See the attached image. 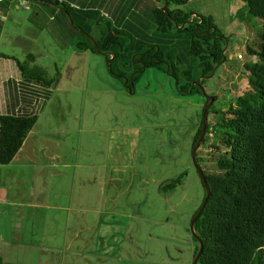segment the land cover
<instances>
[{"label": "crops", "instance_id": "0c3cea01", "mask_svg": "<svg viewBox=\"0 0 264 264\" xmlns=\"http://www.w3.org/2000/svg\"><path fill=\"white\" fill-rule=\"evenodd\" d=\"M137 1L118 0L112 15L117 30L122 32L123 20L131 21ZM15 4L19 6L0 0V38L12 26L9 20L19 16L10 15ZM71 7L75 9L73 3ZM160 7L157 3L151 8L152 17ZM40 16L34 12L27 19L38 27L35 19ZM49 25L60 35L84 41L73 29ZM154 27L157 31L155 23ZM136 30V36L143 35L139 27ZM27 39L35 42L36 36L31 32ZM69 45L47 56L56 69L49 80L44 79L46 64L32 54L34 47L22 45L20 54L22 48L4 51L0 46V114L37 117L14 160L0 166V255L12 264H87L103 258L134 264L139 251L146 252L137 241L145 233L144 214L150 213L147 183L154 179L136 162L133 147L123 155L121 128L95 130L84 120L86 111H54L60 94L67 97L75 89L86 95L88 61L100 54ZM59 64L72 73L69 82ZM65 100L60 101L62 110ZM133 129L126 133L128 146L135 143ZM162 184L164 179L156 180L157 191Z\"/></svg>", "mask_w": 264, "mask_h": 264}, {"label": "rangeland", "instance_id": "374dc122", "mask_svg": "<svg viewBox=\"0 0 264 264\" xmlns=\"http://www.w3.org/2000/svg\"><path fill=\"white\" fill-rule=\"evenodd\" d=\"M29 2L28 10L16 4L10 6V15L18 13L19 16L14 17L12 21L9 20V25L12 26L0 38V46L4 51H18L22 48L20 54L24 53L22 45L34 47L35 51L32 54L42 58L46 64L44 79L49 80L54 78L56 69L47 56L53 52L59 54V47L64 44L76 46L84 41L60 35L53 30L49 24H54L56 28L73 29L75 35L81 36L79 34L81 31L68 21L63 12L53 7L50 4L52 2L48 4H43L39 0ZM61 2L67 6L74 4L73 13H78L82 21H79L75 14L72 19L87 30L89 36L81 33L82 39L87 42L92 43L91 39L100 40L102 32H107L108 25L112 30L117 29L112 15L118 0ZM157 3L155 0H138L131 21L123 20L121 23L125 44L132 48L128 54L132 56L127 63L129 66L142 67L144 71L139 84L133 86V93L125 91L129 88L126 86V78L119 77L121 81L112 75L107 57L98 54L92 56L97 58H90L88 61L89 91H86V95H79L78 91L72 89L67 97L66 94H60L61 99H66L67 106L64 110L61 108L60 98L52 107L54 111H86L84 120L95 130L112 126L121 128L119 135L122 150L125 152L123 155L125 156L133 147L136 162L147 169L145 171L147 176L153 177L154 183H147L150 187V196L147 197L150 213L146 211L144 214L145 236L142 235L140 241H137L138 248L146 247V252L139 251V257L137 256L132 263L192 264L196 243L190 227L195 212L203 203L204 189L191 153L193 139L203 117L205 96L201 90L200 94L174 92L177 82L170 76L165 66L171 61L180 63L177 65L180 68L194 64L191 60L193 57L189 55L190 37L185 33L179 34L176 29L170 34H161L155 30L151 8ZM181 9L185 13H194L195 16L212 18L226 38V62L220 64L215 75L202 84L207 94L217 97L216 106L224 107L230 99L243 93L248 77L245 64L251 62L246 51L248 46H253L257 41L261 21L248 13L242 0H188ZM34 12L41 14L39 20L35 19L39 22L38 27L32 26L27 19V15ZM44 13L47 17L43 16ZM138 27L143 35L136 36ZM31 32L35 34L37 41L27 39ZM152 47L163 53L166 65L163 64L162 70L153 68L144 70V66L138 62L130 64V60H141L142 55L139 54L151 51ZM238 54L243 55L242 61L237 59ZM58 70L64 74L65 82H69L72 73H65V68L61 64ZM180 81L182 85L185 84L182 79ZM112 89H116L117 93L112 92ZM134 127L135 143L128 146L126 133L130 131L132 134ZM105 133L108 135L107 131ZM183 174L186 175L183 183L175 190L164 193L157 191L155 187L157 179L162 178L166 183ZM118 262L103 258L87 264H125L122 261Z\"/></svg>", "mask_w": 264, "mask_h": 264}, {"label": "trees", "instance_id": "16d2710c", "mask_svg": "<svg viewBox=\"0 0 264 264\" xmlns=\"http://www.w3.org/2000/svg\"><path fill=\"white\" fill-rule=\"evenodd\" d=\"M39 1L60 5L74 17L73 7L64 2ZM155 1L161 4L153 12L157 32L170 34L176 29L179 34L189 35V55L193 57L191 60L194 64L180 68L177 66L180 63L171 61L167 66L163 53L154 50V47L151 51L141 52V60H130V64L141 63L146 70H162L165 64L180 89L190 94H200V88L193 83L201 79L204 85L214 69L226 62V38L212 18L185 13L181 8L188 0ZM242 2L248 13L261 21V31L253 46L247 47L251 62L245 64L248 77L243 93L230 99L224 107L216 106V102L213 104L209 111L207 133L197 153L199 165L211 190L205 210L195 225L204 247L198 264H264V0ZM166 3L167 6L162 10ZM74 24L87 32L82 26ZM108 26L100 40H94L101 52L115 55L110 63V72L115 77L127 78V86L131 79L138 83L143 74L142 67L128 65L132 56L128 54L132 48L126 46L121 31ZM75 47L79 51L98 53L90 41L84 40V43ZM181 79L185 84H181ZM44 82L46 85L52 84ZM206 104L207 101L203 111ZM36 121L37 117L29 114H0V166L14 160ZM202 127L203 117L193 139L192 150ZM185 176L183 174L162 184L160 193L175 190L183 183ZM202 186L204 201L206 190L203 183ZM193 240L196 243L194 260L199 244L194 237ZM0 264L12 263L5 262L0 255Z\"/></svg>", "mask_w": 264, "mask_h": 264}, {"label": "water", "instance_id": "95a60500", "mask_svg": "<svg viewBox=\"0 0 264 264\" xmlns=\"http://www.w3.org/2000/svg\"><path fill=\"white\" fill-rule=\"evenodd\" d=\"M50 4H51L53 7H55L56 9L60 10L61 12H63V13L67 16L68 21H70L71 24L75 25V24H74V21H73V19H72V16L68 13V11H67L65 8H63V7L60 6V5L54 4V3H50ZM166 6H167V3H166V5L162 8V10H164V8H165ZM75 27H76V26H75ZM76 28H77V27H76ZM77 29H79V28H77ZM79 30L81 31V33H84V34H86L87 36H89L84 30H81V29H79ZM214 31H215V30H214ZM91 41H92V44H93L94 48L98 51V53H100V54H104L105 56H112V59L109 60V66H110V63H111V61L114 59L115 55L112 54V53H104V52H101V51L99 50V48H98V46H97L95 40H94V39H91ZM217 67H218V66H217ZM217 67L214 69V71L212 72V74H211V76H210L209 78H212V77L215 75L216 70H217ZM143 68H144V70H146L145 67H143ZM110 69H111V68H110ZM142 71H143V70H142ZM143 72H144V71H143ZM123 79H124V78H123ZM125 81H126V86H127V82H128L127 78L125 79ZM131 81H132V79H131ZM176 82H177V80H176ZM193 85H197V87H199L200 90L202 91V93H203V95L205 96V98L209 99V102H208V104L205 106L204 111H203V127H202V130H201V134H200V137H199V139L197 140V142H196V144H195V146H194V148H193V150H192V161H193L194 167H195V169H196V171H197V173H198V175H199V177H200V179H201V181H202V183H203V185H204V187H205V190H206V197H205V199H204V201H203V203H202L200 209L198 210V212H197V213L195 214V216L193 217V220H192V222H191V227H190L194 239H195V240L198 242V244H199V250H198V252H197V254H196V256H195V258H194L192 264H198L199 261H200V258H201V256H202L203 248H204V247H203L202 239L200 238V236H199V235L197 234V232L195 231V225H196V223H197V220L200 218V216L202 215V213H203L204 210H205V207H206V205H207L208 199H209V197H210V195H211V190H210V186H209V184H208V182H207L206 176H205V174H204L202 168H201L200 165H199L198 158H197V153H198V150H199V148H200V145H201L202 141L204 140V138H205V136H206V133H207L209 111H210L211 107L213 106L214 102L217 100V97L214 96V95L207 94V93L205 92V89H204L203 85L201 84V79H199V81L193 83ZM127 87H128V86H127ZM177 87H178V85H177V83H176V88H177ZM127 89H128V92L133 93V87H129V88H127ZM189 93H190V92H189Z\"/></svg>", "mask_w": 264, "mask_h": 264}, {"label": "built area", "instance_id": "2783aa9c", "mask_svg": "<svg viewBox=\"0 0 264 264\" xmlns=\"http://www.w3.org/2000/svg\"><path fill=\"white\" fill-rule=\"evenodd\" d=\"M62 1V0H61ZM12 3H18L20 7H23L25 9L29 8L30 2L29 0H11ZM237 59L242 61L244 59L242 54L237 55Z\"/></svg>", "mask_w": 264, "mask_h": 264}, {"label": "flooded vegetation", "instance_id": "af4514ba", "mask_svg": "<svg viewBox=\"0 0 264 264\" xmlns=\"http://www.w3.org/2000/svg\"><path fill=\"white\" fill-rule=\"evenodd\" d=\"M142 71V70H141ZM121 79H123V77H121V76H119ZM118 77V78H119ZM172 77V76H171ZM141 79V78H140ZM140 79H139V81H138V83H134L133 82V79H132V81L130 82V85L128 86V87H133V86H137L138 84H139V82H140ZM194 86H197V85H194ZM174 90V92H176V93H180V94H187V93H189L188 91H186V90H184V89H180L179 87H177V88H175V89H173ZM211 95V94H210ZM207 101V104H208V102H209V99H207V98H205V102ZM206 104V105H207Z\"/></svg>", "mask_w": 264, "mask_h": 264}]
</instances>
